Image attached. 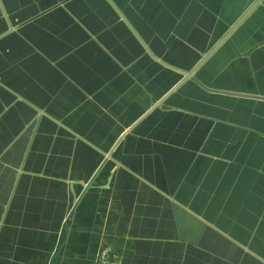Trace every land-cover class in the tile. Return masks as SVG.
I'll list each match as a JSON object with an SVG mask.
<instances>
[{"label":"crops","instance_id":"obj_1","mask_svg":"<svg viewBox=\"0 0 264 264\" xmlns=\"http://www.w3.org/2000/svg\"><path fill=\"white\" fill-rule=\"evenodd\" d=\"M115 1L177 65L256 0ZM6 23L0 264H93L103 245L120 264H264V102L229 115L231 99L191 85L133 127L169 71L104 0H0ZM236 37L210 86L264 95V0Z\"/></svg>","mask_w":264,"mask_h":264},{"label":"water","instance_id":"obj_2","mask_svg":"<svg viewBox=\"0 0 264 264\" xmlns=\"http://www.w3.org/2000/svg\"><path fill=\"white\" fill-rule=\"evenodd\" d=\"M110 8L113 10L114 14L117 16L118 21L121 22L126 29L130 32L132 37L136 40L138 45L141 47L143 52L147 54L153 62L159 64L162 66L165 70L169 71L166 72L165 75L166 78V86L164 87L163 91L160 93L159 97L157 99H152L154 103L150 106L148 110H146L137 121L133 123V127L137 122L142 120L145 117H149L152 112H154L155 109L158 108H164L169 105V99L174 97L175 95L178 97H186V95L191 94L192 91L189 89L191 85H195L196 87L200 88L201 90L215 95H222L224 97H227L231 99L229 101V104L225 105L226 112L229 113V115L236 110H239L241 100L247 101L251 104H255L256 102L262 101L264 102V95L262 94H254L249 92H238L233 89H220L219 87H213L210 86V82L214 80L216 77L212 75V72L209 73L207 68L210 65L209 63L213 62L214 59L216 60L222 50L225 47H229L230 45L237 44L236 33L240 29V27L244 24V21L246 18L256 9L260 6V4L263 2V0H256L252 5L248 6V8L243 12V14L236 19V21L227 29V31L215 42H213L211 45H208L204 51L200 54V57L197 56L198 60L192 64L191 62V55H181L178 57V63L177 65L172 64L168 60H162L160 57L156 56L153 51L151 50L150 46L141 38L137 30L134 28V26L131 24V22L126 18V16L122 13L121 7L118 5V3L115 0H104ZM7 24V23H6ZM5 24V26H6ZM12 31V27L7 26L4 29V26L2 29H0V39L5 37L7 34H10ZM176 58V57H175ZM191 62L189 65L184 66V64ZM168 75L171 76L168 77ZM210 76V80H206V78ZM209 82V83H208ZM172 102V101H171ZM180 100L177 98L176 104H179ZM220 108H223L222 105H218ZM149 115V116H148ZM131 128H129L128 132L131 131ZM123 135H121L117 140L120 141ZM107 159L110 158V154H107ZM102 166V165H101ZM100 166V167H101ZM99 167V168H100ZM99 169L95 173L94 177L98 173ZM87 184L86 187H88L91 183Z\"/></svg>","mask_w":264,"mask_h":264},{"label":"built area","instance_id":"obj_3","mask_svg":"<svg viewBox=\"0 0 264 264\" xmlns=\"http://www.w3.org/2000/svg\"><path fill=\"white\" fill-rule=\"evenodd\" d=\"M93 264H120V259L111 246L103 245L97 251Z\"/></svg>","mask_w":264,"mask_h":264}]
</instances>
